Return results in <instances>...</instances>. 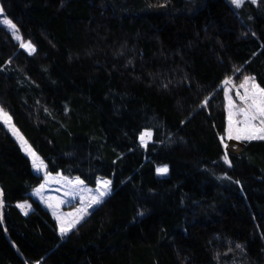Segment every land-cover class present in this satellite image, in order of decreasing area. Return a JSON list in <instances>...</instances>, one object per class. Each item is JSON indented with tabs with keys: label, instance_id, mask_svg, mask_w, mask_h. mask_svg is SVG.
<instances>
[{
	"label": "trees",
	"instance_id": "obj_1",
	"mask_svg": "<svg viewBox=\"0 0 264 264\" xmlns=\"http://www.w3.org/2000/svg\"><path fill=\"white\" fill-rule=\"evenodd\" d=\"M0 8L32 46L0 22V107L45 172L110 181L59 234L29 193L41 175L0 122V264H264V139L224 151L219 85L248 75L264 99V0Z\"/></svg>",
	"mask_w": 264,
	"mask_h": 264
},
{
	"label": "rangeland",
	"instance_id": "obj_2",
	"mask_svg": "<svg viewBox=\"0 0 264 264\" xmlns=\"http://www.w3.org/2000/svg\"><path fill=\"white\" fill-rule=\"evenodd\" d=\"M232 5L233 0H228ZM243 0H240L242 2ZM255 1V0H250ZM9 21L2 13L0 8V22L3 23L17 39L19 46L26 51H31L32 46L21 39L15 27H10L5 21ZM12 24V23H11ZM13 25V24H12ZM232 75H226L219 80V85L223 90L224 108H225V126L222 137L223 149L226 152L238 153L247 139H229L228 133L231 127L232 136H248L251 138H260L264 136V123L261 120L264 117L257 116L255 120L247 119L243 112L247 111L249 115L256 111L255 107L249 106L255 101L257 104L261 101V88L255 80L248 76H242L235 79ZM241 85H244L241 87ZM245 97L246 99H241ZM0 122L9 131L20 149L28 156L32 169L35 173L41 175V181L32 187L29 191L44 208H46L57 222V231L62 234L61 229H70L87 212L93 208L109 192L110 181L106 177L98 176L94 185L84 184L76 176H68L60 173H48L44 170V164L34 153L24 137L13 125L9 115L0 107ZM147 131L142 132L140 141L144 142L149 137ZM249 138V139H251ZM238 142V145L231 146L230 142ZM163 167L157 168L162 169ZM159 172V171H158ZM105 182H108L105 184ZM21 210L27 209L25 202L19 203ZM67 230V231H68ZM66 231V232H67ZM65 232V233H66ZM64 234V233H63ZM39 264V263H34Z\"/></svg>",
	"mask_w": 264,
	"mask_h": 264
},
{
	"label": "snow or ice",
	"instance_id": "obj_3",
	"mask_svg": "<svg viewBox=\"0 0 264 264\" xmlns=\"http://www.w3.org/2000/svg\"><path fill=\"white\" fill-rule=\"evenodd\" d=\"M233 3L237 4V6H239L240 0H233ZM5 23L9 24L10 27H15L14 25L11 24L10 21H5ZM244 85H241V87H243ZM241 99H246L245 97H241ZM250 108L255 107L256 111L254 113H252L251 115H249V113L247 111H244L243 109L241 110L243 112V114L245 115V117L247 119H251V120H255L257 118V116L260 117H264V99H262L259 104H257L255 101H253V104L249 106ZM261 123H264V119L261 120ZM228 138L229 139H249L251 137L248 136H236L233 137L232 136V132H231V127L229 128V133H228ZM261 139H264V136L260 137ZM227 159V157H225ZM161 173L167 172V168H162L158 170ZM108 182H105V184H107ZM68 229H61L62 234L65 233Z\"/></svg>",
	"mask_w": 264,
	"mask_h": 264
},
{
	"label": "bare ground",
	"instance_id": "obj_4",
	"mask_svg": "<svg viewBox=\"0 0 264 264\" xmlns=\"http://www.w3.org/2000/svg\"><path fill=\"white\" fill-rule=\"evenodd\" d=\"M146 134L148 135V133L146 132ZM149 137V136H148Z\"/></svg>",
	"mask_w": 264,
	"mask_h": 264
}]
</instances>
